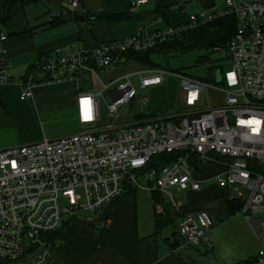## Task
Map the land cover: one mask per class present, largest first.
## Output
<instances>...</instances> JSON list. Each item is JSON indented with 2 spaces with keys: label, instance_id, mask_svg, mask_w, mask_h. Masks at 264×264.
<instances>
[{
  "label": "built area",
  "instance_id": "2783aa9c",
  "mask_svg": "<svg viewBox=\"0 0 264 264\" xmlns=\"http://www.w3.org/2000/svg\"><path fill=\"white\" fill-rule=\"evenodd\" d=\"M146 1L135 0L134 4ZM222 1L221 9L189 14L185 23L140 28L133 36L101 42L90 51L56 49L33 61L20 81V98L31 96L37 84L74 80L79 72L97 77L99 69L125 62L128 52L151 48L196 24L229 14L236 18V31L220 51L229 64L223 71L216 70L220 81L216 71L213 81L175 72L183 93L182 113L150 114L126 123L110 121L98 128L104 90H109L112 99L108 112L115 116L121 105L137 96L131 75H125L122 83H103L98 93L78 92L79 132L0 149V264H50L56 246L50 234L63 226L64 213L77 208L103 212L137 188L149 195L155 191L167 194L171 187L201 190L203 180L194 174L212 163L223 167L216 175L217 184L235 186L242 200L239 213L259 244L255 254L234 264H264V0ZM68 3L76 7L78 0ZM50 14L59 19L69 16L70 9L63 7ZM6 39L0 30V86L12 82ZM143 72L151 74L142 76ZM163 73L151 67L138 71L139 88L162 83ZM206 89L220 93L221 102L207 103ZM84 100L88 101V119ZM138 102L149 99L138 97ZM249 120L260 122L256 132L254 125L240 123ZM162 154L169 156L166 161L155 159ZM237 186L247 191L245 197ZM82 196L84 203L76 204ZM167 196L169 207L176 209L173 195ZM61 199L69 206L62 207ZM165 209L166 202L155 203L159 213ZM213 223L208 210L186 213L179 222V236L186 244L205 245L206 231Z\"/></svg>",
  "mask_w": 264,
  "mask_h": 264
},
{
  "label": "crops",
  "instance_id": "0c3cea01",
  "mask_svg": "<svg viewBox=\"0 0 264 264\" xmlns=\"http://www.w3.org/2000/svg\"><path fill=\"white\" fill-rule=\"evenodd\" d=\"M192 1L147 0L144 4L135 5V0H78L77 6L71 7L68 0H39L35 3H17L11 6L8 19L0 23V30L7 35L4 45L7 50L6 60L10 65L9 74L12 78L11 83L0 86V149L77 133L76 98L80 91L75 80L37 84L32 88L31 96L20 98V81L38 56L54 53L56 49L62 52L77 48L90 51L101 42L133 36L140 28L156 29L185 23L187 15L181 20L174 19L173 15L176 10L185 14L183 4ZM205 3L206 0H199L196 5L200 4L201 10L209 11L219 10L224 5L222 0H214L215 5L211 8L206 7ZM31 4H40L38 10L41 9V12L34 14L26 12L27 6ZM63 7L70 9V15L61 18V21L52 18L50 12ZM28 13L32 15L28 16ZM101 14H125V16L120 19H105L100 18ZM151 15L152 18L147 17ZM17 16L21 17L20 21L15 20ZM16 59L19 61L15 65L22 70L18 79L12 73L13 60ZM129 63L135 65L137 69L121 70L120 66ZM147 68L137 62L129 61L99 69L97 77H92V80L96 78L103 85L119 80L125 75H135L138 71ZM82 91L92 92V86ZM139 114L143 113L132 114L131 121L138 119L136 116ZM28 122L40 127L41 132L32 136L14 134V132L12 134L13 128L17 130L18 127H25ZM50 127L53 129L51 130ZM214 164L216 163L210 164L198 174H203ZM220 172L197 176V179L203 180V188L186 189L188 197L196 200H191L180 211L178 207L169 208L170 211L177 213L176 217L179 221L186 213L198 210H208L214 223L223 222L236 214L241 215L239 211L234 214L228 212L226 201L234 194L235 186L220 187L216 181V175ZM212 181L219 188L225 189L226 196L216 204L204 199L197 200L205 190L209 189L205 187L213 184ZM167 194H161L166 203L164 196ZM150 197L153 199L152 195ZM136 199L135 190L126 192L107 206L108 216L99 224L76 218L65 222L61 234L55 240L54 257L50 264H196L193 259L194 253L186 252L182 255L177 251L179 246L177 248L171 246L172 237L164 239L160 237L162 228L158 230L157 220L166 219L168 209H165L164 213L155 210L153 228H144L142 214L144 211L139 209ZM153 207L155 209V205ZM241 222L247 229L252 228L243 216ZM208 234H205L206 244L203 245L205 253L212 250Z\"/></svg>",
  "mask_w": 264,
  "mask_h": 264
},
{
  "label": "rangeland",
  "instance_id": "374dc122",
  "mask_svg": "<svg viewBox=\"0 0 264 264\" xmlns=\"http://www.w3.org/2000/svg\"><path fill=\"white\" fill-rule=\"evenodd\" d=\"M184 1V0H182ZM199 0H193L192 2L183 4V12H179L176 10L173 17L174 19L181 20L186 15L188 16L191 12L198 13L200 12L202 6L196 5ZM40 4H31L26 8V12H30L33 14L35 12H41L38 10ZM28 13V16L32 14ZM148 18H152L153 15L147 16ZM20 16L16 17V21H20ZM6 48V47H5ZM223 58L222 53L220 51L214 50L210 48H194L192 50H188L186 52H170L166 55L164 54H154L152 56V62L154 64L153 69L162 70L163 73V81L158 85H151L145 88L140 89L138 86V77L136 75L129 76V80L137 90V96L131 101L121 105L119 107V114L111 115L108 112L107 105L111 103L112 99L109 95V90H104L102 95L100 96V114L101 120L98 124V128H103L110 121L117 123H126L131 121V115L136 112H142L145 115L150 114H172L177 112L185 111V107L182 105L183 93L180 87V79L175 75L176 71H180L185 75L201 79V80H209L211 77L212 71L211 67L222 65L223 69H227L229 64L223 63L221 59ZM19 59L13 60L14 69L12 73L15 78L18 79L20 77V72L22 71L18 68L15 63H17ZM17 68H16V67ZM121 70L133 71L136 70L137 67L131 63L120 66ZM151 73L143 72L142 76H148ZM126 79L120 78L117 82L122 83ZM103 89L101 82H99L96 78L92 80V92L98 93ZM205 95H208L209 100L207 103H219L222 100V95L212 89H206ZM138 97H147L149 99L148 103L140 104L138 102ZM44 119V118H43ZM45 121H47L45 119ZM48 122V121H47ZM45 122V123H47ZM76 130L79 132L82 127L80 126L77 120ZM51 130L53 127H50ZM12 134H21L23 136H32L41 132L40 127H36L34 123L28 122L25 127H18L17 130L13 128L11 131ZM223 167L221 165L214 164L211 166L206 172L203 174H198L195 172L194 176L201 175H212L219 171H222ZM213 184L207 185L205 187L209 189L205 190L197 200L204 199L210 201L211 204L220 203L222 197L226 196L225 189L219 188L215 182L212 181ZM143 184H146L143 182ZM147 185V184H146ZM237 189L242 191L244 197L247 195V191L243 189L241 186H237ZM167 193H171L173 195V200L176 203H180L178 206V211L183 209L191 200L187 195V190L179 191L177 189L169 188L166 190ZM137 196V203L139 205V209L143 210V226L148 229L153 228V212H155L154 200L150 197L148 192L143 188H137L135 190ZM164 198L168 200V196L165 195ZM231 198L241 199L237 196V192H234ZM243 199V198H242ZM62 207H67L69 204L66 200H60ZM84 203L83 196L76 202V204L80 205ZM171 221L168 224H165L162 228L160 237L164 239L165 237H172L175 233L179 236L180 225L179 219L176 217V212L171 211ZM101 210H97L92 212L89 209L85 208H77L76 210L64 213L63 221L68 222L73 218L84 222H92L94 220H100L102 215ZM241 215L236 214L231 216L229 219L223 222L213 223V226L209 228L206 233L210 236V242L212 245V250L205 253L203 245L193 246L190 244H186L183 242L182 238H180L181 245L177 248L178 253L184 255L186 252L194 253L193 259L196 264H234L242 261L249 255H253L256 253L258 249V242L256 240V236L252 228H246L245 225L241 222Z\"/></svg>",
  "mask_w": 264,
  "mask_h": 264
},
{
  "label": "trees",
  "instance_id": "16d2710c",
  "mask_svg": "<svg viewBox=\"0 0 264 264\" xmlns=\"http://www.w3.org/2000/svg\"><path fill=\"white\" fill-rule=\"evenodd\" d=\"M39 0H2L0 1V18H2V22L4 23L8 17H9V10L11 6L14 4L20 3V4H28V3H35ZM207 3H205L206 7H214V0H206ZM100 15H97L99 17ZM125 14H115V15H105L101 14L100 18L105 19H113V18H123ZM61 18L57 19V21H61ZM236 31V18L234 15H223L218 16L210 21H207L202 24H196L194 26L188 27L185 30L179 32L176 35H173L163 42L155 44L153 47L145 49L143 51H130L126 54L127 60L125 62L134 61L141 65H144L146 67L153 68L154 64L152 62V56L154 54H168L170 52H186L188 50H192L194 48H212L214 50L219 51L224 50L228 44V42L232 39L234 33ZM217 50V51H218ZM40 57V56H38ZM37 57V58H38ZM224 61L223 63L228 64L227 62V56L223 57L221 59ZM123 62V63H125ZM31 66V65H30ZM29 66V68H30ZM223 71L222 65H217L214 67H211V77L207 81H213V77L215 74V71ZM177 73H182L180 71H176ZM75 82L77 85V89L79 91L89 89L92 86V76L86 72H79L76 74ZM144 114H139L136 116L138 119L143 118ZM171 156V155H170ZM167 157L166 154H162L157 156L155 159H159L161 162L166 161ZM133 191V190H131ZM129 191V192H131ZM152 197L156 202H165L164 199L161 196V193L155 191L152 192ZM228 212L229 214H234L237 211L240 210L242 206V200L241 199H228L226 201ZM169 204L166 203V209H168V215L167 218L163 221L157 220V227L158 230H161L165 224H168L171 221V211L169 209ZM108 216L107 209L103 211L100 220L94 221V223L99 224L100 222H103ZM65 223L61 228H59L57 231L50 234V237L53 241H55L59 235L61 234V231L64 227ZM171 246L173 248H177L180 246V238L177 234H173L170 242Z\"/></svg>",
  "mask_w": 264,
  "mask_h": 264
},
{
  "label": "snow or ice",
  "instance_id": "6c2138e0",
  "mask_svg": "<svg viewBox=\"0 0 264 264\" xmlns=\"http://www.w3.org/2000/svg\"><path fill=\"white\" fill-rule=\"evenodd\" d=\"M82 103L85 105V119H88L89 118V115H88V108H87V105H88V101L87 100H84L82 101ZM241 124H250V125H254L253 127V132H256L257 129H258V125H259V121L257 120H249V121H241L240 122Z\"/></svg>",
  "mask_w": 264,
  "mask_h": 264
},
{
  "label": "water",
  "instance_id": "95a60500",
  "mask_svg": "<svg viewBox=\"0 0 264 264\" xmlns=\"http://www.w3.org/2000/svg\"><path fill=\"white\" fill-rule=\"evenodd\" d=\"M2 22V18H0V23ZM216 77L218 79V81L221 80V75H220V72L219 71H216Z\"/></svg>",
  "mask_w": 264,
  "mask_h": 264
},
{
  "label": "clouds",
  "instance_id": "9594fccd",
  "mask_svg": "<svg viewBox=\"0 0 264 264\" xmlns=\"http://www.w3.org/2000/svg\"><path fill=\"white\" fill-rule=\"evenodd\" d=\"M259 126V125H258Z\"/></svg>",
  "mask_w": 264,
  "mask_h": 264
}]
</instances>
